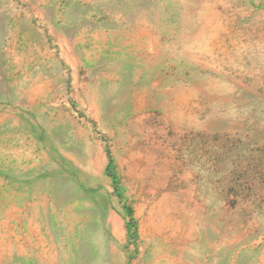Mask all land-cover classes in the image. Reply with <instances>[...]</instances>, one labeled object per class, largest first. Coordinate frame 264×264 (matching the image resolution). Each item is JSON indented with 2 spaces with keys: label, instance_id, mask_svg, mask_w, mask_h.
Masks as SVG:
<instances>
[{
  "label": "rangeland",
  "instance_id": "obj_1",
  "mask_svg": "<svg viewBox=\"0 0 264 264\" xmlns=\"http://www.w3.org/2000/svg\"><path fill=\"white\" fill-rule=\"evenodd\" d=\"M0 264H264V0H0Z\"/></svg>",
  "mask_w": 264,
  "mask_h": 264
}]
</instances>
